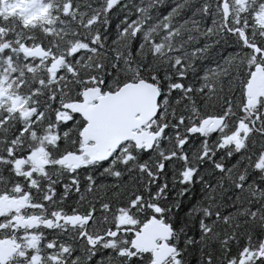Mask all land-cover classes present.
<instances>
[{
    "label": "snow or ice",
    "instance_id": "6c2138e0",
    "mask_svg": "<svg viewBox=\"0 0 264 264\" xmlns=\"http://www.w3.org/2000/svg\"><path fill=\"white\" fill-rule=\"evenodd\" d=\"M0 264H264V0H0Z\"/></svg>",
    "mask_w": 264,
    "mask_h": 264
}]
</instances>
